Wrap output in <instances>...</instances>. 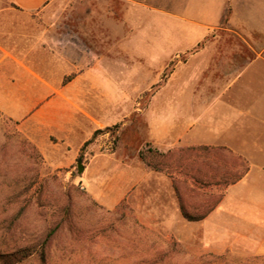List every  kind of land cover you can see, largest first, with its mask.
<instances>
[{"label":"rangeland","instance_id":"1","mask_svg":"<svg viewBox=\"0 0 264 264\" xmlns=\"http://www.w3.org/2000/svg\"><path fill=\"white\" fill-rule=\"evenodd\" d=\"M166 7L163 0H53L29 16L0 0V47H37L38 68L59 50L63 84L101 60L89 84L93 96L83 104L99 121L96 131H104L80 150L78 138L72 145L51 139L41 150L0 115V264H264V256L240 248H209L198 225L187 243L186 222L170 229L158 221L144 187L125 197L138 225L118 209L123 200L96 182L118 176L121 164L151 171L139 159L151 145L145 111L162 88L169 92L171 72L190 52L184 37L177 57L154 52L170 47L168 24L163 29L156 22V14L167 17L156 8ZM236 21L264 31L262 15L245 6H238ZM88 180L95 182L91 190Z\"/></svg>","mask_w":264,"mask_h":264},{"label":"crops","instance_id":"2","mask_svg":"<svg viewBox=\"0 0 264 264\" xmlns=\"http://www.w3.org/2000/svg\"><path fill=\"white\" fill-rule=\"evenodd\" d=\"M5 1L29 16L53 2ZM163 3L167 7L156 11L167 17L159 14L158 20L156 14V22L163 29L168 24L170 47H155L154 52L160 59L177 57L179 37L190 52L171 72L169 92L162 88L145 111L151 145L139 153L152 148L166 154L170 174L153 170L139 156L151 171L121 164L118 176H101L96 182L119 201L130 200L136 188L144 187L145 204L152 195L158 221L170 229L186 222L187 243L198 225L211 249L235 247L264 256V31H248L236 21L238 6L264 18V0ZM200 43L204 45L194 47ZM36 48L0 47V115L17 123L41 150L51 139L72 145L77 138L80 150L100 128L83 100L93 96L89 84L101 60L63 84V53L58 50L38 68L32 60ZM174 182L192 216L211 206L203 219L182 216ZM94 184L88 180L89 190Z\"/></svg>","mask_w":264,"mask_h":264},{"label":"trees","instance_id":"3","mask_svg":"<svg viewBox=\"0 0 264 264\" xmlns=\"http://www.w3.org/2000/svg\"><path fill=\"white\" fill-rule=\"evenodd\" d=\"M13 7H15L14 5H12ZM104 131H96L93 135V138L95 136V134L97 133H103ZM91 140V139H90ZM89 141H87L85 144H88ZM140 158L147 164V166L151 167L153 170L158 171V172H166L168 174H170V172L168 171V166L165 163V158L167 157L166 154H162L157 150H154L152 148L144 151L142 150L139 153ZM78 161H82V157H78ZM174 188L177 191L178 194V199H179V203H180V210L182 213V216L188 220V221H199L201 219L204 218V216L208 213V211L211 209L210 205H207L208 209L203 213L198 214L197 216H192L190 213H188V211L185 208V204H184V198L180 195L179 191H178V187L176 185V183L174 182ZM218 201H214L213 206L217 203ZM125 208V212L128 211L130 212V216L132 218V220L139 225V221L136 219V217L133 215L131 209L129 208V206L127 205L126 201L123 200L122 202H120L118 204V209H122ZM126 214V213H125Z\"/></svg>","mask_w":264,"mask_h":264},{"label":"water","instance_id":"4","mask_svg":"<svg viewBox=\"0 0 264 264\" xmlns=\"http://www.w3.org/2000/svg\"><path fill=\"white\" fill-rule=\"evenodd\" d=\"M78 173H82L85 169V166L82 163L77 164Z\"/></svg>","mask_w":264,"mask_h":264}]
</instances>
